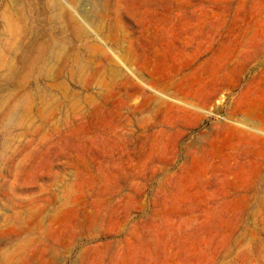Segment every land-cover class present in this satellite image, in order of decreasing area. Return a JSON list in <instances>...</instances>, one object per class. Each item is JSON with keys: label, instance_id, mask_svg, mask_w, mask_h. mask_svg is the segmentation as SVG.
<instances>
[{"label": "rangeland", "instance_id": "obj_1", "mask_svg": "<svg viewBox=\"0 0 264 264\" xmlns=\"http://www.w3.org/2000/svg\"><path fill=\"white\" fill-rule=\"evenodd\" d=\"M0 264H264V0H0Z\"/></svg>", "mask_w": 264, "mask_h": 264}]
</instances>
